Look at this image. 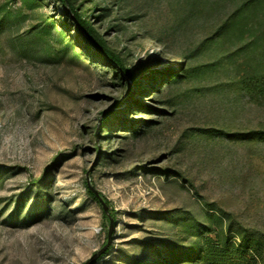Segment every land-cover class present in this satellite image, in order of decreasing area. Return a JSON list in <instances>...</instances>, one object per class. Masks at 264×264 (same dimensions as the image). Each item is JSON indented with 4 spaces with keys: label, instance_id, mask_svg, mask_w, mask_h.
I'll return each instance as SVG.
<instances>
[{
    "label": "rangeland",
    "instance_id": "rangeland-1",
    "mask_svg": "<svg viewBox=\"0 0 264 264\" xmlns=\"http://www.w3.org/2000/svg\"><path fill=\"white\" fill-rule=\"evenodd\" d=\"M72 1L131 76L0 0V264L87 263L89 186L92 264H264V0Z\"/></svg>",
    "mask_w": 264,
    "mask_h": 264
},
{
    "label": "trees",
    "instance_id": "trees-1",
    "mask_svg": "<svg viewBox=\"0 0 264 264\" xmlns=\"http://www.w3.org/2000/svg\"><path fill=\"white\" fill-rule=\"evenodd\" d=\"M62 1L66 5V7L69 8V10L72 13V16L77 21L79 29H81L83 31V33L86 35L87 39L89 40L90 44L95 48V50L98 51L104 59H106L107 61L113 62L114 65L117 66V68L123 72V74H126L130 77L131 74L129 73V70H127L125 65L123 64L121 56L119 54H117L115 51H113L107 45L104 38H101V36L99 34H97V31L95 30L94 26H92L89 19H87L88 17H86L84 14L80 13L78 7L75 5V3H73L72 0H62ZM122 104H120L119 106H121ZM114 114H113V116H114ZM110 116H111L110 114L106 115V117L104 118V121H103L104 125L107 123ZM259 134L264 135V132L259 133ZM89 194L92 196V198L94 200H96L100 203L98 197L92 191L89 190ZM104 201L106 203L105 199H104ZM111 216H112V213H111ZM105 217H106V215H105ZM107 219H108V217H107ZM213 242L214 241H213L212 237H208L204 241L206 259H208L212 256V258H214L213 261H215L216 264H222L224 262L231 264V263L235 262L234 260H231L232 254L226 252L227 248L224 245L220 244L218 246L213 247L212 246ZM108 252H109V250L104 255H106Z\"/></svg>",
    "mask_w": 264,
    "mask_h": 264
},
{
    "label": "water",
    "instance_id": "water-1",
    "mask_svg": "<svg viewBox=\"0 0 264 264\" xmlns=\"http://www.w3.org/2000/svg\"><path fill=\"white\" fill-rule=\"evenodd\" d=\"M87 177H89V172L87 173ZM88 180H89V178H88ZM89 189H90V191H92L98 197L100 203L102 204L103 209H104V212H105L106 216L108 217V220H109V223H110V228H109V233H108V242H107V244L100 251H98L97 253H95L93 255V257L90 258V260L87 263H85V264H92V263H94L103 254L106 253L108 247L111 244V236H112V231H113V227H114V219L111 216L110 212L108 211V208L106 206V203L104 202V200L102 199V197L97 192H94L93 191V189L90 186H89Z\"/></svg>",
    "mask_w": 264,
    "mask_h": 264
}]
</instances>
